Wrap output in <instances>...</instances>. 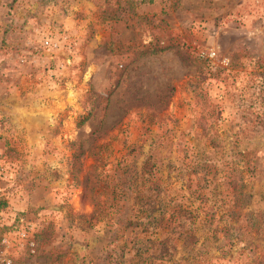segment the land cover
I'll use <instances>...</instances> for the list:
<instances>
[{
    "label": "rangeland",
    "instance_id": "1",
    "mask_svg": "<svg viewBox=\"0 0 264 264\" xmlns=\"http://www.w3.org/2000/svg\"><path fill=\"white\" fill-rule=\"evenodd\" d=\"M0 264H264V0H0Z\"/></svg>",
    "mask_w": 264,
    "mask_h": 264
}]
</instances>
